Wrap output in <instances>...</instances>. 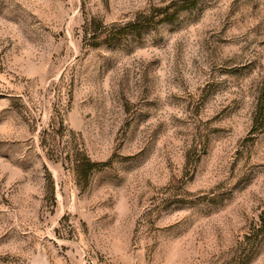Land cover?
I'll use <instances>...</instances> for the list:
<instances>
[{
    "label": "rangeland",
    "instance_id": "rangeland-1",
    "mask_svg": "<svg viewBox=\"0 0 264 264\" xmlns=\"http://www.w3.org/2000/svg\"><path fill=\"white\" fill-rule=\"evenodd\" d=\"M0 264H264V0H0Z\"/></svg>",
    "mask_w": 264,
    "mask_h": 264
},
{
    "label": "trees",
    "instance_id": "trees-1",
    "mask_svg": "<svg viewBox=\"0 0 264 264\" xmlns=\"http://www.w3.org/2000/svg\"><path fill=\"white\" fill-rule=\"evenodd\" d=\"M90 167H91V170L94 171L96 168L99 167V164H97V163H91L90 164Z\"/></svg>",
    "mask_w": 264,
    "mask_h": 264
}]
</instances>
